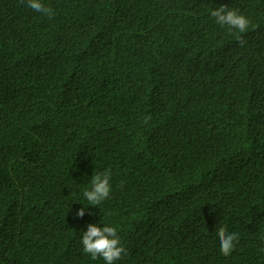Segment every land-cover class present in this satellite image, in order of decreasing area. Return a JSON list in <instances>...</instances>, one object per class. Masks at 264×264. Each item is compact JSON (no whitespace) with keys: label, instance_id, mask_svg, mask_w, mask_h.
Instances as JSON below:
<instances>
[{"label":"trees","instance_id":"trees-1","mask_svg":"<svg viewBox=\"0 0 264 264\" xmlns=\"http://www.w3.org/2000/svg\"><path fill=\"white\" fill-rule=\"evenodd\" d=\"M43 3L0 0V264H105L89 223L117 229L114 264H264V0Z\"/></svg>","mask_w":264,"mask_h":264},{"label":"clouds","instance_id":"clouds-1","mask_svg":"<svg viewBox=\"0 0 264 264\" xmlns=\"http://www.w3.org/2000/svg\"><path fill=\"white\" fill-rule=\"evenodd\" d=\"M20 3L26 4L34 12L50 19L54 15L53 9L45 5L43 0H20ZM210 15L218 25L227 26L229 30L236 29L240 33L246 32L250 23L246 16L237 10L228 8L226 5H221L219 8L212 10ZM110 176L111 173L108 170L92 175L91 188L85 189L83 192L88 201L87 205L98 206L110 196ZM75 215L82 218L85 215V208L77 209ZM89 215H91V212H89ZM217 237L221 254L230 255L238 242V233L229 232L225 227H220L217 230ZM81 244L84 253L90 255L92 259L102 258L105 264H114L126 251L121 244L117 229L104 223L103 227L89 223L87 230L82 232ZM261 251H264V249H261Z\"/></svg>","mask_w":264,"mask_h":264}]
</instances>
